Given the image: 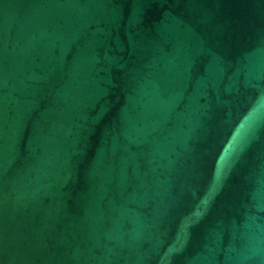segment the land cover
<instances>
[{
    "label": "water",
    "instance_id": "95a60500",
    "mask_svg": "<svg viewBox=\"0 0 264 264\" xmlns=\"http://www.w3.org/2000/svg\"><path fill=\"white\" fill-rule=\"evenodd\" d=\"M0 264H264V0H0Z\"/></svg>",
    "mask_w": 264,
    "mask_h": 264
}]
</instances>
